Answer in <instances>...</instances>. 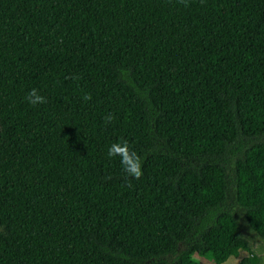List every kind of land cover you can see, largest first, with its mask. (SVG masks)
<instances>
[{
	"label": "trees",
	"instance_id": "1",
	"mask_svg": "<svg viewBox=\"0 0 264 264\" xmlns=\"http://www.w3.org/2000/svg\"><path fill=\"white\" fill-rule=\"evenodd\" d=\"M236 210L264 240V0H0V264H223Z\"/></svg>",
	"mask_w": 264,
	"mask_h": 264
},
{
	"label": "clouds",
	"instance_id": "2",
	"mask_svg": "<svg viewBox=\"0 0 264 264\" xmlns=\"http://www.w3.org/2000/svg\"><path fill=\"white\" fill-rule=\"evenodd\" d=\"M27 102L32 106H38L47 103L46 98L39 93L37 89H32L27 97ZM85 100H90L91 96L84 97ZM115 117L113 115L105 116V123H111ZM109 158H120V163L123 170L129 177L140 179L142 172V159L135 151L131 150L127 141L116 142L110 145L107 153Z\"/></svg>",
	"mask_w": 264,
	"mask_h": 264
},
{
	"label": "rangeland",
	"instance_id": "3",
	"mask_svg": "<svg viewBox=\"0 0 264 264\" xmlns=\"http://www.w3.org/2000/svg\"><path fill=\"white\" fill-rule=\"evenodd\" d=\"M237 212V220L241 227L242 234L248 239L249 246L251 248V252L247 250H240L238 255L230 256L223 264H238L239 260L244 255H255L261 258L262 264H264V240L260 238L255 232H253L247 225L243 214L240 210H236ZM193 258L198 259L202 262H206V260L198 255H193Z\"/></svg>",
	"mask_w": 264,
	"mask_h": 264
}]
</instances>
